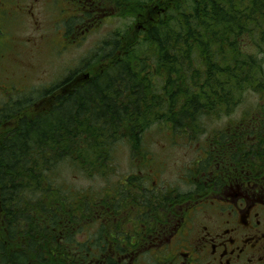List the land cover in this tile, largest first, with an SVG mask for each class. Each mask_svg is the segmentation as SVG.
<instances>
[{
  "label": "trees",
  "instance_id": "16d2710c",
  "mask_svg": "<svg viewBox=\"0 0 264 264\" xmlns=\"http://www.w3.org/2000/svg\"><path fill=\"white\" fill-rule=\"evenodd\" d=\"M62 1L78 3L76 16L61 21L75 43L80 32L123 16L137 20L133 35L142 37L121 50L128 24L101 42L107 53L78 66L104 61L100 70L82 77L69 70L47 87L5 94L0 127L14 126L0 133L2 264H113L110 251L134 250L174 204L186 206L195 177L264 157V0ZM3 21L0 8V27ZM247 93L260 104L204 138L207 123L229 116ZM49 96L46 110L24 113ZM153 127L170 146L194 150L180 178L190 180L187 190L150 183L154 155L144 137ZM123 146L132 169L120 175Z\"/></svg>",
  "mask_w": 264,
  "mask_h": 264
},
{
  "label": "rangeland",
  "instance_id": "374dc122",
  "mask_svg": "<svg viewBox=\"0 0 264 264\" xmlns=\"http://www.w3.org/2000/svg\"><path fill=\"white\" fill-rule=\"evenodd\" d=\"M76 5L77 2L62 0H0L1 11L3 8L5 12V21L0 27L4 30H1L0 36V103L7 98L5 94L9 91L12 95L19 91L47 87L62 79L69 70H79L82 77L85 73H91V69L96 72L105 65L104 61H97L88 70L78 69V66L84 64V61L95 53H107L109 46L101 42L107 40L106 37L118 29L124 31L132 21L123 16L98 22V25L88 33L86 31L84 35H80L81 32L77 34L80 41L75 43L77 39L71 40V37L69 39L66 36L61 21L76 16L78 13ZM109 10L113 12L114 9ZM136 24L137 20L126 30L121 50L127 48L132 37L134 40L142 37L140 34L133 35L137 31L134 29ZM77 28L81 30L82 26ZM86 28L91 29L90 26ZM13 90L16 92L12 93ZM51 97L37 99L24 113L34 114L46 110ZM258 104H260L258 96L247 93L243 103L229 116L209 121L203 137L209 138L214 129H222L230 122L239 121L244 113L252 111ZM11 125L14 126L13 120L9 121L7 126H1L0 133L6 132ZM144 138L154 155L147 170L150 183L154 182V186L162 189L187 190L190 180L186 179L187 185L180 178H185L184 173L195 159L194 150L185 143L170 146L166 132L154 127ZM116 154L118 173L121 175L131 172L132 160L128 148L120 147ZM255 156L251 157L252 163L248 164L262 165ZM86 182L84 176L78 179L79 185ZM4 233L5 228L0 220V239L5 238L2 236ZM1 262L0 260V264Z\"/></svg>",
  "mask_w": 264,
  "mask_h": 264
},
{
  "label": "flooded vegetation",
  "instance_id": "af4514ba",
  "mask_svg": "<svg viewBox=\"0 0 264 264\" xmlns=\"http://www.w3.org/2000/svg\"><path fill=\"white\" fill-rule=\"evenodd\" d=\"M232 166L190 181L196 190L186 206L174 204L162 227L134 242V250L110 251L111 263L264 264V168Z\"/></svg>",
  "mask_w": 264,
  "mask_h": 264
}]
</instances>
